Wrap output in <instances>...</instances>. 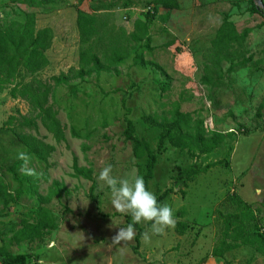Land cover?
Returning a JSON list of instances; mask_svg holds the SVG:
<instances>
[{
	"label": "rangeland",
	"instance_id": "rangeland-1",
	"mask_svg": "<svg viewBox=\"0 0 264 264\" xmlns=\"http://www.w3.org/2000/svg\"><path fill=\"white\" fill-rule=\"evenodd\" d=\"M177 2L179 8L168 16L161 9L150 13L146 33L141 35L136 22L149 8L153 11L154 0H61L36 7L0 0L2 29L33 15L36 30H52L51 46L45 52L49 64L37 78L49 81L79 68V10L96 17L92 46L103 67L83 79L69 76L75 92L66 85L54 86L49 102L65 141L56 143L40 124L37 132L25 130L53 145L54 151L47 164L30 156L29 167L38 176L36 195L25 193L6 208L5 193L15 194L20 183L24 190L29 188L17 159L27 149L13 136L16 121L10 120L30 115V107L21 98L12 99L8 90L0 92V246L26 254V264H264V252L252 245L228 249L222 258L211 256L223 240L221 216L239 215L243 206L255 215L246 231L264 235V20L250 12L251 0ZM225 16L238 34H247L228 48L231 61L221 58L222 77H218L210 41ZM134 33L140 41L132 39ZM116 52L124 57L119 65H112L109 59ZM139 56L147 65L140 64ZM176 108L189 114L192 124L201 123L205 137L212 132L232 135L209 154L195 151L196 157L167 144L157 157L148 189L156 197L170 190L162 203L172 208L175 226L153 235L151 225L144 223L149 241L142 237L135 249L134 239L113 244L119 228L127 227V215L113 208L110 190L97 175L109 164L117 178L143 177L145 172L146 157L135 158L133 142L123 134L126 109L134 136L154 151L161 130L145 124L142 117L169 119ZM73 157L80 167L92 170L91 181L72 176ZM219 160L224 163L185 185L175 183L176 167L186 170L197 163L204 168ZM49 192L50 201L42 203L40 198ZM39 209L46 210L53 225L34 240H12L24 221L44 224L36 213ZM178 222L187 224L183 233L177 230ZM225 242L231 243V237Z\"/></svg>",
	"mask_w": 264,
	"mask_h": 264
},
{
	"label": "trees",
	"instance_id": "trees-1",
	"mask_svg": "<svg viewBox=\"0 0 264 264\" xmlns=\"http://www.w3.org/2000/svg\"><path fill=\"white\" fill-rule=\"evenodd\" d=\"M28 7H36L47 3L59 2L61 0H16ZM155 7L151 12L150 8L142 13L143 20H137L136 25L139 26L141 35L146 33V24L149 20V14L156 12L158 9L164 11L168 16L169 11L178 9L177 0H154ZM250 12L260 14L264 20V9L256 6L253 1ZM264 5V3H263ZM96 17L92 14L77 11L76 26L79 33V68L69 69L67 73H61L58 76H52L49 81H43L35 75L45 69L49 61L45 52L50 48L52 41V30L48 27L35 29V20L33 15H28L24 22H11L6 28L0 27V92L8 90V94L12 99L21 98L26 101L30 107V115L20 116L19 119L11 118L16 121V124L11 128V132L15 139L23 144L27 149V154L33 156L40 162L47 164L49 155L54 151V146L46 144L41 139L25 133L26 129L38 131L39 124L52 135L56 143L65 141L63 127L57 119V112L54 110L50 99L54 96L55 85H66L71 91H77L75 86L69 85L67 78L75 76L83 79L91 74L94 70L99 73L102 70L101 60L97 53L94 52L92 40L97 32ZM247 31L243 34H238L234 25L228 21V17H224L223 23L217 29L214 38L210 43L216 52V58L213 60L214 67L217 68L218 77H222V71L219 69L221 58L231 61V55H228V48L232 43L243 41ZM132 39L136 42L141 38L137 34H132ZM146 48H148L146 46ZM124 54L116 52L109 59L112 65H119ZM141 65H147L140 56L137 58ZM232 65V64H231ZM207 79V78H206ZM53 82V83H50ZM130 110L126 109L124 121L126 127L124 129V137L126 140L133 142L132 154L135 158L141 159L146 157L145 172L143 179L148 188V183L153 179L154 168L157 163L158 155L164 153L167 144L181 150L186 149L191 156L196 157L195 151L199 154L206 155L214 151L227 137L232 135V132L227 134L212 132L209 137H205L204 129L201 123L192 124L189 114L181 112L178 108L171 112L169 119L164 118L158 120L157 117L146 115L142 117L145 124L153 128L161 130L158 136L156 149L151 150L149 144L144 140H139L134 136L135 128L131 119L128 118ZM77 137V135H73ZM223 160L215 161L202 168L197 163H194L189 169L182 170L176 167L177 175L175 183L186 184V181H192L197 175L206 172L209 168L222 165ZM72 176L75 178H84L92 180V170L90 168L80 167L77 163V158L73 157L72 161ZM44 179L47 180V174H44ZM27 190H24L20 183L18 191L15 194H6L3 202L6 208L9 203L17 201L21 195L25 193L36 195V184L38 176L27 175ZM17 181L21 182L18 178ZM170 190L164 191L158 195V203L168 195ZM183 194V192H182ZM51 199L49 192L45 197H41L42 203H48ZM46 211V210H45ZM43 209H39L36 213L44 220V224L23 222V227L19 229L11 238L17 242L22 240H34L39 237L41 230H46L54 223L52 217ZM224 219L225 229L223 231V240L221 243L212 249L211 256L222 258L226 250L237 248L241 245H252L259 252H264V235L259 231L247 232L246 224L255 221L253 211L243 206V210L239 215L221 216ZM131 223L130 215L126 216V226ZM150 225V224H148ZM253 227H256L253 225ZM135 228V246H139L140 239L143 237V227L141 224L134 225ZM187 229V224L183 222L177 223V230L183 233ZM231 237L232 242L226 243V239ZM1 264H26L28 256L23 253L14 254L8 251L5 245L0 246Z\"/></svg>",
	"mask_w": 264,
	"mask_h": 264
},
{
	"label": "clouds",
	"instance_id": "clouds-1",
	"mask_svg": "<svg viewBox=\"0 0 264 264\" xmlns=\"http://www.w3.org/2000/svg\"><path fill=\"white\" fill-rule=\"evenodd\" d=\"M17 159L22 161L21 171L26 175H35V170L29 167L31 157L25 152H19ZM112 165L109 164L99 171L97 180L103 182L111 193L113 208L125 215H130L131 223L120 227L112 237V243L132 241L136 235L134 225L148 223L153 235H162L167 229L175 226L172 208L167 203H158L156 195L150 191L141 176L117 178L112 175ZM149 231L142 235L147 242Z\"/></svg>",
	"mask_w": 264,
	"mask_h": 264
},
{
	"label": "water",
	"instance_id": "water-1",
	"mask_svg": "<svg viewBox=\"0 0 264 264\" xmlns=\"http://www.w3.org/2000/svg\"><path fill=\"white\" fill-rule=\"evenodd\" d=\"M253 3L261 9H264L263 2L261 0H252Z\"/></svg>",
	"mask_w": 264,
	"mask_h": 264
}]
</instances>
